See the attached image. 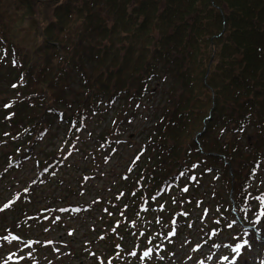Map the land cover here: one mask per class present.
<instances>
[{"label": "trees", "instance_id": "trees-1", "mask_svg": "<svg viewBox=\"0 0 264 264\" xmlns=\"http://www.w3.org/2000/svg\"><path fill=\"white\" fill-rule=\"evenodd\" d=\"M144 110L151 122L135 161L115 172L119 186L112 179L97 191L120 140L106 131L102 152L87 150L85 129L106 119L123 135ZM0 126L21 139L0 163V192L19 193L0 229L25 235L48 219L70 264H88L99 238L118 250L157 248L183 217L186 186H229L228 167L235 203L248 208L247 188L264 167V0H0ZM212 198L209 227L218 230L225 200L218 190ZM68 221L86 227L76 246Z\"/></svg>", "mask_w": 264, "mask_h": 264}, {"label": "rangeland", "instance_id": "rangeland-1", "mask_svg": "<svg viewBox=\"0 0 264 264\" xmlns=\"http://www.w3.org/2000/svg\"><path fill=\"white\" fill-rule=\"evenodd\" d=\"M42 1L50 2L51 0H42ZM148 112L150 113V110H148ZM149 113H146V111L144 110L141 112V114H138L135 117L132 125L127 128V130H126L127 133L123 134V135H116L113 132V130L108 132L107 125L109 124V120H106V119L103 122H100L96 125L88 124V128L85 130H90L92 132V134L88 138V143H86L87 144V146H86L87 150H91L90 148L95 147L94 148L95 150H99L102 152V150L99 149L102 145V141L100 139V136H101L100 133L105 134L106 131H107L106 134L111 133L108 136H111V137L117 138L118 140H121L118 143L115 142L117 145L112 143V149H110L111 157L109 159V162L113 163L114 166L108 165L106 167V169L112 170V171H110V173H108V175H107L108 178L99 180L98 182H96L94 184L93 187H95L97 189V191H100L101 189L106 187L110 182H112V179L116 180V182H117L116 186L117 185L119 186V183L121 184V182L119 181L120 177L115 178L116 175H114V174L117 170L119 171V170L124 169V165L127 162V160H129L131 155H133L134 152L136 153L137 149L140 148L141 144L143 142H145L147 130H143V128L150 125L149 123L151 122V114H149ZM60 126H62L61 123L60 124L56 123V124H54V127H52L50 129V133L56 132L59 134V137H57V139L60 138V135L63 131L60 128ZM7 129H8V127L0 126V138H1L0 141L2 142V144H0V163L1 164L7 163V159L3 158V155H4L3 153L13 152L12 147L18 145L19 142L21 141V139L19 137L20 134L11 135V134L5 133L6 132L5 130H7ZM81 136H84V134L81 133ZM251 137H253V136H251ZM11 138H13V140H11ZM47 139H48V137H47ZM194 140L196 141V138H194ZM61 143H62L61 141H57L55 143L54 147L58 148V145H61ZM43 145L46 146V143L44 142ZM83 147H85V145ZM65 149H66V146H65L64 150ZM119 155H122V157L120 158ZM145 155H146V153L141 154L142 158H144ZM81 158L83 159L82 156H81ZM81 158L76 157L77 160L73 159V162H76L78 164L83 165L84 160H81ZM110 167L114 168V172H113V168H110ZM136 170H137V168H133L131 173H133ZM72 173L73 172H68L66 176L68 177V179L70 181L71 188L73 189L75 187L77 189L76 180H74V176L76 174L73 173L74 175H72ZM227 173L230 175L229 186L224 185V187H222L221 185L217 184L215 186V190L219 191L222 198L226 202L230 200L229 201V203H230L229 208H230L231 201H233L235 199L234 196L231 197L232 200L229 197L231 185L233 184V178L231 177L232 174H231L230 167H228ZM11 175L14 178L19 177V173H11ZM259 178H261L260 181L256 180L255 184L254 183L252 184V187H256L260 190V189L264 188V186H263V184H264V171L263 170H261L259 173H257V179H259ZM1 185L2 184L0 183V186ZM261 186H263V187H261ZM205 187L206 186H204V193H203L202 188H200L198 194L196 195L195 198H193L191 200L190 204H188V205L183 204L182 205L181 209H184L185 211H187L188 215L185 217V219H182V218L178 219V225H176L178 228V232L176 233L175 237H173L174 242L172 244L173 246H172L171 252L167 256H165L164 258L159 257V258L152 259L153 262H156L159 264H205L204 259H202L201 256L203 255V257H204V254L206 253L207 254V258L205 259L206 264H216L215 262H217L219 264H229L228 261H224L221 259V257L227 256V254H229L224 247L219 246V247L214 248L215 245L212 243V241L208 242L209 240L208 241L206 240L207 242L204 241V243H206L205 245H204V243L199 245L200 244V238H203L202 234L205 235L204 225L202 224L201 221L199 222L195 218L198 216L201 217L202 215H204L205 211H206V215L210 218V217H212V214L214 212L213 206L209 200V197H210V192H208L209 189L205 188ZM90 190H92V189H90ZM189 190L191 191V188H189ZM11 194H12L11 192H7L6 190L0 192V202L3 199H5L7 196H10ZM68 194H70V192H68ZM199 194L203 196L202 202L200 204L197 203V196ZM71 195L72 196L70 197V199L72 201H76V202L80 201L79 199H82L84 197V196L77 195V192H75V193L71 192ZM88 197H86L84 199H87ZM253 206L256 208H261L264 211V208L261 207L260 202L258 200L254 201ZM230 210H231V208H230ZM2 215L7 216V215H10V213L6 212V213H3ZM250 215H252L251 212L248 213V215H247V217L249 219H250ZM236 216H238V218L243 220V217L241 216V214L239 215L237 213H236V215L233 214L230 217L233 220H235V219L237 220ZM252 216L254 217V215H252ZM253 217L251 218V222L253 220ZM255 218H256V216L254 217V220H255ZM192 221H194V223H192ZM77 225L78 224L75 221H68L66 223V226L76 227ZM233 225H234V229L236 231V229L239 227L240 223H238V221H237V223H235ZM251 225L253 228H241V227H239L238 237L240 239V243H242L243 240H248L249 244L251 246L245 247L242 249L241 256L239 258H237V264H261V262L264 261V217H261L260 223H256V224L251 223ZM84 228H85V226H80V227L78 226L77 229L74 228L75 232L73 233V235L68 236L70 238L69 242H73V240L79 238L81 236L80 234L84 231L83 230ZM244 229H248L247 235H244ZM58 230H60L59 232L65 236L64 231L62 229H58ZM234 233H232V237H233ZM228 234L230 235V232ZM55 236H57L59 239H62V236H60L59 233H55ZM225 238H226V236L223 235V236H221L220 240H225ZM222 242H224V241H222ZM42 253L44 254V251ZM232 255L234 256L235 254H232ZM49 257L55 259L53 257L52 253H49ZM40 259L42 260V258H40ZM37 261H38V258H37ZM37 263L33 262L32 264H37ZM44 263L42 262L41 264H44Z\"/></svg>", "mask_w": 264, "mask_h": 264}, {"label": "snow or ice", "instance_id": "snow-or-ice-1", "mask_svg": "<svg viewBox=\"0 0 264 264\" xmlns=\"http://www.w3.org/2000/svg\"><path fill=\"white\" fill-rule=\"evenodd\" d=\"M6 107H8V105H6ZM193 167H195V165H193ZM180 175L183 176L184 173H181ZM178 178L179 177H177V179ZM192 179H195V177H193ZM184 191H187V188H185ZM153 199H155V197H153ZM254 199L258 200L260 202L261 207L264 208V193H261L259 196L254 197ZM9 204H11V202H9ZM9 204L4 205V207L7 208L9 206ZM261 217H264V211L258 212L256 214L255 220L252 221L251 223H253V224L260 223L261 222ZM235 223H237V221L234 220L231 224H228V227L232 228L233 224H235ZM172 234L173 233H169V235H172ZM247 234H248V229H244V235H247ZM4 239H8V237H4ZM11 239H18V237H11ZM215 246L219 247L220 245H215ZM250 246L251 245L249 244L248 240H243L242 243H236L235 246H231V245L225 244L224 247H231V251L235 255L231 258V260H229L228 256H223V257H221V259L224 260V261H228L229 264H237V258H239L241 256L242 249L245 248V247H250ZM150 251L151 250L145 251L143 253V256L147 257L149 255ZM131 255L135 256L136 253L133 252V253H131ZM9 259H11V257H9ZM261 264H264V261H262Z\"/></svg>", "mask_w": 264, "mask_h": 264}]
</instances>
